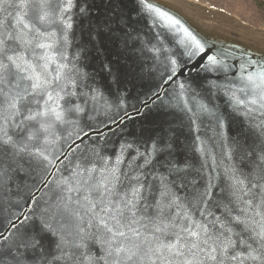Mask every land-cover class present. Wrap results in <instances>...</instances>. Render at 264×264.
Returning a JSON list of instances; mask_svg holds the SVG:
<instances>
[{"label":"water","instance_id":"water-1","mask_svg":"<svg viewBox=\"0 0 264 264\" xmlns=\"http://www.w3.org/2000/svg\"><path fill=\"white\" fill-rule=\"evenodd\" d=\"M0 264H264V29L0 0Z\"/></svg>","mask_w":264,"mask_h":264},{"label":"rangeland","instance_id":"rangeland-1","mask_svg":"<svg viewBox=\"0 0 264 264\" xmlns=\"http://www.w3.org/2000/svg\"><path fill=\"white\" fill-rule=\"evenodd\" d=\"M237 17L245 24L264 29V3L255 0H194Z\"/></svg>","mask_w":264,"mask_h":264},{"label":"trees","instance_id":"trees-1","mask_svg":"<svg viewBox=\"0 0 264 264\" xmlns=\"http://www.w3.org/2000/svg\"><path fill=\"white\" fill-rule=\"evenodd\" d=\"M258 4L264 3V0H255Z\"/></svg>","mask_w":264,"mask_h":264}]
</instances>
